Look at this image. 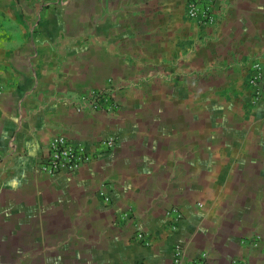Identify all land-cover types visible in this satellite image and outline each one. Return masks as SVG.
Returning a JSON list of instances; mask_svg holds the SVG:
<instances>
[{
	"label": "crops",
	"instance_id": "crops-1",
	"mask_svg": "<svg viewBox=\"0 0 264 264\" xmlns=\"http://www.w3.org/2000/svg\"><path fill=\"white\" fill-rule=\"evenodd\" d=\"M184 5L0 0V264H264V0H218L206 27ZM108 87L116 114L70 99ZM56 134L119 143L49 176Z\"/></svg>",
	"mask_w": 264,
	"mask_h": 264
},
{
	"label": "built area",
	"instance_id": "built-area-1",
	"mask_svg": "<svg viewBox=\"0 0 264 264\" xmlns=\"http://www.w3.org/2000/svg\"><path fill=\"white\" fill-rule=\"evenodd\" d=\"M218 0H185L184 11L186 17L200 27L211 26L217 21L215 7ZM248 84L257 101L262 96L264 84V65L254 64L247 78ZM1 91V88H0ZM70 99L78 110L102 109L109 114H116L120 105L115 100L114 88L92 89L82 94L71 96ZM119 139L115 136H105L94 142L74 141L64 134L52 136L43 144L37 161V169L49 176H56L61 172L75 173L82 166L97 158L112 152L118 145ZM106 203H110V196L102 193ZM167 216L171 219L170 229L176 230L183 218V213L178 207H172ZM137 239L147 246L150 241L142 232ZM175 258L172 264H181L182 254L176 246ZM206 256V254H203ZM185 264H202L199 259Z\"/></svg>",
	"mask_w": 264,
	"mask_h": 264
}]
</instances>
